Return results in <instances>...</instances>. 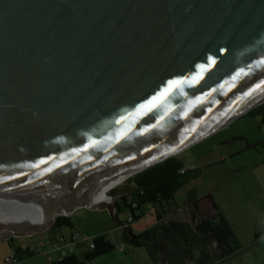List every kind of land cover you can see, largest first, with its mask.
Listing matches in <instances>:
<instances>
[{"label": "water", "instance_id": "95a60500", "mask_svg": "<svg viewBox=\"0 0 264 264\" xmlns=\"http://www.w3.org/2000/svg\"><path fill=\"white\" fill-rule=\"evenodd\" d=\"M262 104L264 0H0V199L48 203L0 212V242L116 218L120 197L89 203L103 183Z\"/></svg>", "mask_w": 264, "mask_h": 264}, {"label": "rangeland", "instance_id": "374dc122", "mask_svg": "<svg viewBox=\"0 0 264 264\" xmlns=\"http://www.w3.org/2000/svg\"><path fill=\"white\" fill-rule=\"evenodd\" d=\"M238 136H245L248 141L236 139L233 145L225 143L228 138ZM263 140L264 113L247 114L180 152L178 158L183 165L186 168H199L202 175L179 189L174 195L173 203L163 205L166 222L184 221L189 216L187 199L190 191H195L198 206L206 214L211 209L208 198L218 201L234 226L239 243L245 249L231 264H264V243L255 252L246 249L252 244L264 219V145L260 144ZM254 144L257 147L248 146ZM259 193L263 194L261 199L257 198ZM126 202V205L118 203L116 218L108 209L80 208L70 215L72 229L54 228L40 235L14 237L13 244L24 249L33 248L34 255L25 260L27 264H50L45 255L51 254L48 240L58 244L59 236L63 235L69 241L71 233H75L80 236V241L73 247L79 248V256H84L90 249L93 235L106 231L105 234L116 248L90 264H151L144 249L132 248L121 241L119 227L130 221L131 211L127 206L133 204L130 198ZM159 207L145 206L142 213L135 212L137 219L129 222L132 233L139 234L153 226L156 223L155 212ZM122 245L124 251L120 250ZM9 253V241L0 242V261Z\"/></svg>", "mask_w": 264, "mask_h": 264}, {"label": "trees", "instance_id": "16d2710c", "mask_svg": "<svg viewBox=\"0 0 264 264\" xmlns=\"http://www.w3.org/2000/svg\"><path fill=\"white\" fill-rule=\"evenodd\" d=\"M253 113H264V104L249 112V114ZM260 144L264 145V140ZM201 175L199 168H186L177 154L131 176L112 190L110 189L108 196L111 197L116 195L115 191L121 192L118 203L123 202L126 205L127 198L133 202L132 205L127 206L131 211V222L137 219L135 212L142 213L143 207L160 206L155 212L156 223L139 234L132 233L129 226L130 221L122 224L119 227L122 243L135 249H144L151 264H231L232 260L239 258L245 249L235 235L234 226L219 209L218 201L212 199L211 209L206 214L198 206L199 201L195 191L192 190L188 193L189 216L187 220L166 222L164 219L163 205L169 206L173 203L176 192ZM55 227L72 229L70 217H58ZM73 235L76 234L73 233L69 241L63 235L59 236L57 241L60 242L59 245H69L74 253L60 262L55 261L50 264H90L96 258L116 248L107 235H97L91 240L89 251L81 258L75 254L73 245L76 241H73ZM260 236H264V231L261 234L256 233L255 241L253 240L246 249L255 252ZM9 243L10 253H15L20 262L34 255L33 248L24 249L16 246L13 244V239L9 240ZM52 254L57 256L56 252ZM256 257H258L257 254Z\"/></svg>", "mask_w": 264, "mask_h": 264}, {"label": "bare ground", "instance_id": "6f19581e", "mask_svg": "<svg viewBox=\"0 0 264 264\" xmlns=\"http://www.w3.org/2000/svg\"><path fill=\"white\" fill-rule=\"evenodd\" d=\"M200 138V137H198ZM129 174H120L107 182L103 183L99 192L89 201L90 205L97 203L113 204V200L107 196V192L124 182ZM48 203L44 199L30 196H18L0 199V212L11 211L15 212L24 218L39 222L45 218L48 212Z\"/></svg>", "mask_w": 264, "mask_h": 264}, {"label": "built area", "instance_id": "2783aa9c", "mask_svg": "<svg viewBox=\"0 0 264 264\" xmlns=\"http://www.w3.org/2000/svg\"><path fill=\"white\" fill-rule=\"evenodd\" d=\"M73 241H78L80 239V236L79 235H73L72 237ZM59 242V241H57ZM52 250H51V254L48 255L47 253L45 254L48 261L51 263V262H60L62 261L66 256L70 255V254H73L74 253V250L72 248L69 247V245L67 246H62V245H59L58 244H53L51 243L50 241L47 242ZM66 249H69V250H66ZM124 247L122 246L121 247V250H123ZM53 252H56L57 253V256H53L52 253ZM4 263L5 264H24L23 262H20L17 258V256L15 255V253H10L7 257H5V260H4Z\"/></svg>", "mask_w": 264, "mask_h": 264}, {"label": "crops", "instance_id": "0c3cea01", "mask_svg": "<svg viewBox=\"0 0 264 264\" xmlns=\"http://www.w3.org/2000/svg\"><path fill=\"white\" fill-rule=\"evenodd\" d=\"M251 147H257L256 146V144H254V145H252ZM117 190V189H116ZM115 196H118V197H120L121 198V192L119 191V190H117V191H115ZM263 197V194L262 193H259L258 195H257V198H259V199H261ZM208 199H210V205H211V202H212V198H208ZM119 201H120V199H119ZM213 201H216L215 199H213ZM219 207V209L221 210V212H223L224 213V211H223V208L221 207V206H218ZM225 214V213H224ZM226 215V214H225ZM70 217V216H69ZM262 227H261V229L258 231V233L259 234H261L263 231H264V219H263V221H262V225H261ZM106 233V231L105 232H101L99 235H101V234H104V235H106L105 234ZM73 233H71V235H72ZM98 234H95V235H93L94 237L95 236H97ZM108 237V236H107ZM264 236H260V238H259V240H258V247H260L261 246V244L262 243H264V238H263ZM109 238V237H108ZM87 239V238H86ZM110 239V238H109ZM70 240H71V236H70ZM48 241H50L51 243H52V241L51 240H48ZM47 241V242H48ZM80 241V239L78 240V241H76V243H74V245L75 244H77L78 242ZM255 241V240H254ZM263 241V242H262ZM14 243V242H13ZM43 245H44V243H43ZM47 245L50 247V251L52 250V248H51V246L47 243ZM75 249V248H74ZM120 250H121V248H120ZM125 250V249H124ZM123 250V251H124ZM10 252H11V250H10ZM78 252H79V248L78 249H75V254L78 256V257H83V256H79L78 255ZM10 254V253H9ZM9 254H6V256L5 257H7ZM46 254V253H45ZM53 255V254H52ZM5 257H4V259H5ZM4 259H3V261H0V264H5L4 263ZM25 260L26 259H22V261H23V263L24 264H27L26 262H25Z\"/></svg>", "mask_w": 264, "mask_h": 264}, {"label": "flooded vegetation", "instance_id": "af4514ba", "mask_svg": "<svg viewBox=\"0 0 264 264\" xmlns=\"http://www.w3.org/2000/svg\"><path fill=\"white\" fill-rule=\"evenodd\" d=\"M248 115H249V114H248ZM252 115H254V113H253ZM238 137H240V139L242 138L244 141L247 140L245 136H238ZM235 138H236V137L228 138V139L226 140L225 143L228 144V145H233L234 142H235V140H236ZM247 141H248V140H247ZM248 146L251 147L252 145H248Z\"/></svg>", "mask_w": 264, "mask_h": 264}]
</instances>
